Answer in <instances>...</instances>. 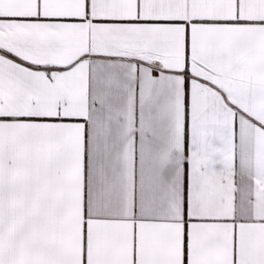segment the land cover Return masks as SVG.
I'll use <instances>...</instances> for the list:
<instances>
[{
	"label": "snow or ice",
	"instance_id": "1",
	"mask_svg": "<svg viewBox=\"0 0 264 264\" xmlns=\"http://www.w3.org/2000/svg\"><path fill=\"white\" fill-rule=\"evenodd\" d=\"M0 264H264V0H0Z\"/></svg>",
	"mask_w": 264,
	"mask_h": 264
}]
</instances>
